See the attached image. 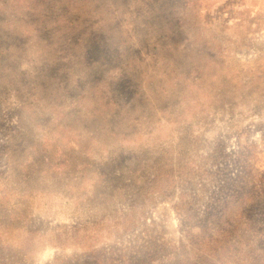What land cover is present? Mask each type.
Here are the masks:
<instances>
[{
    "label": "rangeland",
    "instance_id": "374dc122",
    "mask_svg": "<svg viewBox=\"0 0 264 264\" xmlns=\"http://www.w3.org/2000/svg\"><path fill=\"white\" fill-rule=\"evenodd\" d=\"M0 264H264V0H0Z\"/></svg>",
    "mask_w": 264,
    "mask_h": 264
}]
</instances>
